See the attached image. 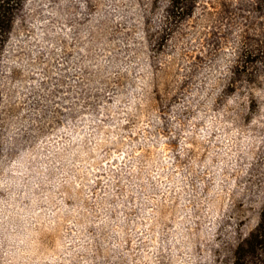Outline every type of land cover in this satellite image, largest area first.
<instances>
[{"label":"rangeland","instance_id":"rangeland-1","mask_svg":"<svg viewBox=\"0 0 264 264\" xmlns=\"http://www.w3.org/2000/svg\"><path fill=\"white\" fill-rule=\"evenodd\" d=\"M263 217L264 0L24 1L0 264H264Z\"/></svg>","mask_w":264,"mask_h":264},{"label":"trees","instance_id":"trees-1","mask_svg":"<svg viewBox=\"0 0 264 264\" xmlns=\"http://www.w3.org/2000/svg\"><path fill=\"white\" fill-rule=\"evenodd\" d=\"M24 1L25 0H0V55L12 30L15 17L18 11L21 9ZM260 226V243H264V230L262 229V225ZM256 236L259 239V236Z\"/></svg>","mask_w":264,"mask_h":264}]
</instances>
